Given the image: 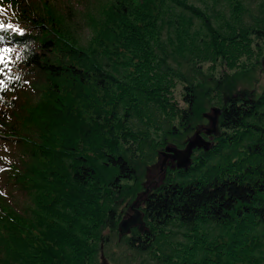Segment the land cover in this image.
Here are the masks:
<instances>
[{"label":"trees","instance_id":"trees-1","mask_svg":"<svg viewBox=\"0 0 264 264\" xmlns=\"http://www.w3.org/2000/svg\"><path fill=\"white\" fill-rule=\"evenodd\" d=\"M99 14L82 44L50 0H0V264H264V87L236 92L230 74L264 71V0ZM206 102L221 108L212 147L168 167L141 198L145 231L119 238L138 165L183 146Z\"/></svg>","mask_w":264,"mask_h":264},{"label":"rangeland","instance_id":"rangeland-1","mask_svg":"<svg viewBox=\"0 0 264 264\" xmlns=\"http://www.w3.org/2000/svg\"><path fill=\"white\" fill-rule=\"evenodd\" d=\"M25 1L27 4L31 6H37L41 4V0H25ZM50 1L53 3L54 7L63 14L66 25L70 33L74 37H76V39L80 41L82 44H87L90 37L93 35V30H92L93 25L91 18L100 17L99 14L100 7L106 0H50ZM2 20H5V17L0 15V25L2 23ZM220 69H221L220 66H216L214 68V72L212 75H210L211 72L207 70L204 71V74H202V76H200L202 78V81L205 83L206 87L209 86L210 82L214 81V79L218 77V73L220 72ZM237 71L230 72V74L233 73L232 84H234L233 88L236 87L235 91L238 92L243 90L246 93L249 94L252 93L253 96H258L264 87V71L260 70L258 66L253 64H250L247 71L244 72L243 71L237 72ZM23 94L27 98H33V95L30 91H25ZM202 101H204V99H202ZM203 107L204 108H202L200 112L198 111L196 116H194L190 125L187 126L188 129L185 132H182V134L177 137V141L179 140L187 141V139L193 135L194 131L197 128H199L200 126H207L209 124L208 119L205 118L203 114L209 112L211 106L208 104V102H206L203 105ZM172 143L176 144L174 141ZM200 150L202 149H195L194 155L198 153V151ZM157 161H158V157L156 162H154L151 165L148 164L138 165L140 185H138L135 188L134 195L125 198L126 203H128L126 210H128L130 204L133 201H135L137 197H139V194H142V192L145 190L147 186L151 187L153 181L157 179V177L149 179V174H150L149 170L157 163ZM168 167L174 168V166H170V165H167V168ZM151 174L153 175L154 172H151ZM8 197H10V195H8ZM10 199L13 201V203L25 204V200L18 198L17 196L15 197L16 200H13L12 197H10ZM17 207H21V205L19 206L17 204ZM112 246L117 247L116 248L117 252H115L114 258L123 257L121 245L116 246L113 244ZM108 259L107 261L109 264H120L119 262H114L110 260L109 257Z\"/></svg>","mask_w":264,"mask_h":264},{"label":"water","instance_id":"water-1","mask_svg":"<svg viewBox=\"0 0 264 264\" xmlns=\"http://www.w3.org/2000/svg\"><path fill=\"white\" fill-rule=\"evenodd\" d=\"M220 114V107H211L209 112L203 114V116L208 119L209 124L197 128L193 135L187 139L184 146L178 147L176 144L168 143L158 151V161L149 170V179L157 177V179L153 181V188L165 177L166 168L169 163L177 169H187L192 164V156L195 149L208 151L211 148L212 140L209 139V137L217 132ZM151 172H154V174L152 175ZM149 190L150 187L147 186L142 194L130 204L128 210L120 219L117 226L119 238L128 235L132 228H137L140 232L145 231L146 225L143 219V211L140 209V201ZM99 264H109L103 253L100 254Z\"/></svg>","mask_w":264,"mask_h":264},{"label":"flooded vegetation","instance_id":"flooded-vegetation-1","mask_svg":"<svg viewBox=\"0 0 264 264\" xmlns=\"http://www.w3.org/2000/svg\"><path fill=\"white\" fill-rule=\"evenodd\" d=\"M170 165V164H169Z\"/></svg>","mask_w":264,"mask_h":264}]
</instances>
